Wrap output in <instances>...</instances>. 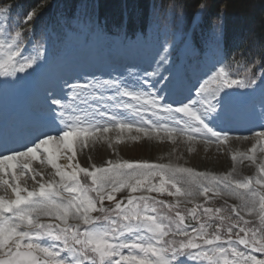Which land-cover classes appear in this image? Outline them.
<instances>
[{
	"label": "snow or ice",
	"instance_id": "obj_1",
	"mask_svg": "<svg viewBox=\"0 0 264 264\" xmlns=\"http://www.w3.org/2000/svg\"><path fill=\"white\" fill-rule=\"evenodd\" d=\"M11 8L0 6V76L17 84L42 65L46 53L34 45L24 55L25 37L14 30L20 25L12 23ZM35 15L29 12L25 22ZM167 62L164 55L152 71L130 70L131 82L63 80L45 90L46 123L27 143L13 147L0 139V189L12 193L0 195V264H264V158L257 162V152L264 153V123L251 137L234 138L254 141L247 152L231 156L234 163L255 164L254 177L236 178L235 167L218 174L147 160H108L90 168L77 160L78 147L89 141L105 140L111 147L112 132L116 143L135 132L228 144L233 138L217 125L232 118L238 90L261 86L264 94V76L233 72L221 62L173 107L165 101L178 85L174 75H163L170 71ZM260 116L264 121V103ZM33 161L50 166L53 179L45 180ZM27 175L38 187L22 185ZM223 197L239 203L210 206Z\"/></svg>",
	"mask_w": 264,
	"mask_h": 264
},
{
	"label": "rangeland",
	"instance_id": "obj_2",
	"mask_svg": "<svg viewBox=\"0 0 264 264\" xmlns=\"http://www.w3.org/2000/svg\"><path fill=\"white\" fill-rule=\"evenodd\" d=\"M69 24L73 27L69 28ZM44 25L37 28L38 35L32 42L25 44L24 51V55H28L32 52L34 45H42V50L46 53V60L42 62V65L34 72L29 70L31 75L17 84H13L12 77L0 76V88H2L0 104H3L2 110H5L6 115L4 120H0V139L9 141L10 146L13 147H16L17 143L28 141L33 133L30 131L35 130V126L37 128L46 123V106L33 108L39 100L45 102L46 89L42 91L41 85L51 87L52 84L59 85L61 80H68L69 83L77 80L83 82L85 77L100 80L126 78L131 82L130 70L141 75L144 71H152L161 56L166 55L168 62L164 65V68L170 69V71H164L163 75L169 78L174 75L178 87L175 93L169 94L171 99L165 102L173 103V107H176L178 105L173 101L184 99L185 96L189 95V89L194 94L198 83L203 79H207L208 75L215 68H218L221 62H225L221 50L218 48V35H214L209 44L199 49L190 40L180 36L179 32L171 29L162 34L154 32L146 37L138 35L135 38H130L124 35L109 36L107 33L96 30L95 27L93 28L92 24L88 25V22L86 23L77 18L63 27L51 25L47 27V25ZM165 48H167L166 52L164 51ZM121 59L124 62L119 64L118 62ZM120 65H124L123 68ZM233 72L243 74V71ZM18 75L25 76L23 73ZM6 82L7 85H4ZM257 85H260V83ZM254 87L255 91L238 90L239 94L235 97L233 103L232 118L228 120L233 123L226 124L227 121L217 125L218 130L230 131L228 135L233 139L228 144H205L199 140L190 142L183 136L177 137L173 142L163 133H161V138L155 136L146 138L135 132L125 133L123 142L116 143L114 138L117 134L112 132L108 134L113 138L111 147H109V142L105 140L89 141L87 147H78L77 160L82 167L89 168L92 164L104 165L108 160H147L151 163H178V165L194 168L197 171L218 174L227 173L235 167L236 171L233 175L236 178L254 177L257 175L255 164L248 160L242 162L238 160L234 163L231 159L232 154L235 152H247L254 142L252 139L236 140L234 138L237 136L251 137L253 131H259L260 124L264 123L260 116L264 94L261 92V86ZM5 88L22 95L23 100L20 101L18 107L13 105L12 108L11 106L6 108V106H9L10 101L8 99L3 101L2 99ZM145 90H147V86H145ZM35 93L38 97L33 99L32 96ZM124 115L129 119H133V117H128L126 113ZM243 129H245L243 133H239ZM132 135H140V138L132 140L129 138ZM14 139L16 144L13 143ZM189 149L193 150L190 151ZM261 158H264V153L257 152V162ZM66 161L61 159L59 162L62 164ZM34 163L33 169L42 173L45 180L53 179V175L49 172L50 166L36 161ZM39 179L38 176L37 180ZM55 179H58V177ZM24 184L29 189H32L33 186L38 187L31 180L30 175H27L22 181V185ZM9 191L7 194L3 189H0V195L9 197L11 193ZM151 195L169 202L173 200L172 197L166 194L161 196L152 193ZM126 196L127 191L117 194V199ZM225 200H227L228 205L239 203L233 198L223 197L215 198L214 204L210 206H222ZM246 219H252L258 223L255 217L246 216Z\"/></svg>",
	"mask_w": 264,
	"mask_h": 264
},
{
	"label": "trees",
	"instance_id": "obj_3",
	"mask_svg": "<svg viewBox=\"0 0 264 264\" xmlns=\"http://www.w3.org/2000/svg\"><path fill=\"white\" fill-rule=\"evenodd\" d=\"M8 5L26 35L43 24L63 27L75 18L111 35L148 36L171 29L199 49L218 35L231 71L264 76V0H0V6ZM29 12L36 19L25 23Z\"/></svg>",
	"mask_w": 264,
	"mask_h": 264
},
{
	"label": "bare ground",
	"instance_id": "obj_4",
	"mask_svg": "<svg viewBox=\"0 0 264 264\" xmlns=\"http://www.w3.org/2000/svg\"><path fill=\"white\" fill-rule=\"evenodd\" d=\"M124 61L121 59L120 60V62H118L119 64H122ZM126 64V63H125ZM123 66L124 65H120V67L121 68H123ZM126 66V65H125ZM128 66V65H127ZM61 82H62V80H61ZM61 82H59V84L61 83ZM55 85L54 84H52L51 85V87L48 85V86H46V85H41V88H43V90L42 91H44L45 89H50V88H52V87H54ZM5 91H4V95H3V97H2V99H3V101L5 100V99H8L10 102L8 103V105L9 106H6V108H10V106H11V108H12V106L14 105V106H18L19 104H18V102H20V101H22V95H19V94H14V93H12V92H10L9 93V88H5L4 89ZM2 91V88H0V92ZM7 94H9V95H7ZM37 98L38 97V95L35 93V94H33V96H32V98L34 99V98ZM0 98H1V95H0ZM43 106H46L45 105V102L44 101H38L34 106H33V108H35V109H37V108H39V107H43ZM2 108H3V104H0V111H2ZM6 118V116H5V114H4V112H0V120H4ZM227 122V121H226ZM228 123H233L232 121H228L226 124H228ZM230 125H232V124H230ZM245 129H243V130H241L239 133H243V131H244ZM224 132H227V133H230V131H224ZM238 133V134H239ZM16 146H18V145H16ZM177 162H178V160H177ZM61 163V162H60ZM68 163V161H66V162H64V163H62V164H64V165H66ZM35 163H34V161L32 162V168H33V165H34ZM177 165H178V163H177ZM49 172L53 175V172H54V170L53 169H51L50 168V170H49ZM34 187V186H33ZM9 192H11V191H9ZM8 194V193H7ZM9 197L11 198L12 197V193H10V195H9Z\"/></svg>",
	"mask_w": 264,
	"mask_h": 264
}]
</instances>
